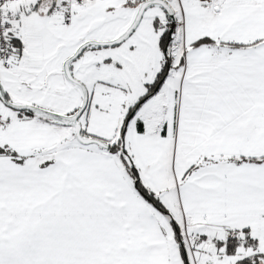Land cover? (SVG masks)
<instances>
[{"label": "snow or ice", "instance_id": "snow-or-ice-1", "mask_svg": "<svg viewBox=\"0 0 264 264\" xmlns=\"http://www.w3.org/2000/svg\"><path fill=\"white\" fill-rule=\"evenodd\" d=\"M0 264H264V0H0Z\"/></svg>", "mask_w": 264, "mask_h": 264}]
</instances>
